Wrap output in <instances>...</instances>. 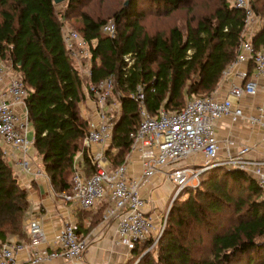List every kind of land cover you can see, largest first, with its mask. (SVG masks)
Instances as JSON below:
<instances>
[{"label":"trees","instance_id":"1","mask_svg":"<svg viewBox=\"0 0 264 264\" xmlns=\"http://www.w3.org/2000/svg\"><path fill=\"white\" fill-rule=\"evenodd\" d=\"M187 1L126 0L108 20L81 10L87 0H65L64 8L55 0H0V59L28 89L34 149L56 192L73 193L77 167L87 177L96 171L83 142L88 120L80 109L91 83L108 75L115 78L109 102L115 96L120 112L106 151L115 169L131 151L139 126V104L131 97L139 86L153 114L162 104L180 111L188 98L213 95L219 88L224 70L238 54L244 12L230 0H214L206 10L185 18L184 24L165 30L146 25L149 17L164 21ZM252 8L260 25L252 41L262 48L264 0H252ZM75 16L90 52L86 57L81 53L90 74L64 42L63 26ZM111 20L115 36L102 30ZM204 175L200 186L188 187L172 203L156 256L149 251L138 264H264V191L256 178L224 165ZM31 211L30 193L0 144V246L13 236L30 242ZM155 240L138 243L124 264L137 261Z\"/></svg>","mask_w":264,"mask_h":264},{"label":"built area","instance_id":"2","mask_svg":"<svg viewBox=\"0 0 264 264\" xmlns=\"http://www.w3.org/2000/svg\"><path fill=\"white\" fill-rule=\"evenodd\" d=\"M232 6L243 10L244 27L239 37L240 46L236 59L224 70V79L234 76L226 97L199 96L188 99L180 111L167 110L162 104L158 112L151 113L146 108L145 93L141 86L131 97L139 104L140 120L134 134L131 151L125 161L116 169L107 165L106 151L111 146L117 118L111 112L113 106L109 99L115 88L113 75L104 77L97 83H91L86 89L87 98L94 103L93 114L88 120V128L83 142L90 149V157L96 166L92 176L87 177L80 168L73 174V193L56 192L64 201H77L85 210L93 209L98 203L110 197L113 206L107 208L103 221L116 218L118 222L115 243L125 245L129 250L140 242L159 235L166 226L163 220L157 225L149 210V201L142 190L155 177L163 175L174 183L179 192L192 181L199 178L202 171L221 165L237 167L252 173L258 185L264 191V159L251 156L250 146H242L232 151L234 141H230L225 155L220 154V140L217 137V122L226 117L233 121L241 120L256 126L264 135V105L257 106L252 112L243 107L233 106L243 98L256 96L259 91V79H264V47L257 48L252 36L259 27V17L252 8V0H230ZM102 30L110 36L117 33L115 21L105 23ZM63 38L71 55L78 59L83 53L90 52L79 31L65 28ZM128 59V58H127ZM253 64L255 75L251 76L244 66ZM90 74V69L88 70ZM28 89L9 65L0 59V139L4 152L19 167L20 175H31L35 179L50 176L43 167L30 160V151L34 148V135L30 121L27 99ZM114 109V108H113ZM92 147L98 150L92 151ZM142 157V171L138 176L127 174L129 157L134 152ZM203 158L193 165H179L187 158ZM31 235L30 242H21L13 236L0 246V264H43L46 261L64 258L68 261H80L88 247V239L79 234V224L69 219L61 231L53 237L50 249H34L25 262L20 263L18 254L29 248L47 242L40 222L31 218L27 221Z\"/></svg>","mask_w":264,"mask_h":264},{"label":"crops","instance_id":"3","mask_svg":"<svg viewBox=\"0 0 264 264\" xmlns=\"http://www.w3.org/2000/svg\"><path fill=\"white\" fill-rule=\"evenodd\" d=\"M244 67L248 69L251 76L256 74L253 64ZM234 80L235 78L233 75L225 79L224 82L221 83L222 85L217 90L215 96L218 98L226 97L231 83ZM258 89L259 91L256 96L245 97L233 106L243 107L245 112L248 113L255 110L257 106L264 105V79H259ZM119 107L120 104L117 102L118 110ZM93 108V101L87 98L80 106L84 118L92 116L94 112ZM118 112H120V110ZM216 132L217 137L220 140L221 155H225L230 146V141H234L235 146L232 148V151L242 146H250V154L252 157L262 160L264 159V135L258 127L242 122L241 120L233 121L230 117H226L217 122ZM0 144L4 147L1 139ZM96 150H98L97 147H92V151ZM30 155V160L33 164L44 168L43 162L36 155V152L33 155ZM8 158L11 160L9 156ZM106 158L107 165L110 166L111 169H115L113 168L110 159L107 156ZM129 158L127 174L136 177L142 171V157L137 151L132 153ZM190 161L191 164L188 160H185V162H181L179 165H193L194 162L195 164L196 162L202 163L203 158L202 156H199L195 161ZM14 164L19 171L17 164L15 162ZM20 177L21 184H23L30 193L32 211L28 220L31 218L37 219L40 222V225H42L47 238V242H43L34 248H29L20 252L18 254L20 263L25 262V260L28 259V255L32 254L34 249H50L53 237L61 231L65 226V223L71 218L78 221L79 234L88 239L89 243L83 255L84 257L76 262L60 258L46 261L43 264H124L133 256L132 250H129L125 245L123 246L115 243L114 238L116 236L118 225L116 218L112 217L107 221H103L107 208L113 206V201L110 197H107L105 200L98 203L93 209L85 210L77 201L67 202L57 195L48 178L41 177V179H35L27 174L20 175ZM174 191V183L171 180L166 179L163 175L155 177L148 185L144 186L142 190L144 197L149 201L150 213L158 226L163 223L166 208ZM104 207L105 210L102 218L97 223H94L96 215L99 213L100 209Z\"/></svg>","mask_w":264,"mask_h":264},{"label":"rangeland","instance_id":"4","mask_svg":"<svg viewBox=\"0 0 264 264\" xmlns=\"http://www.w3.org/2000/svg\"><path fill=\"white\" fill-rule=\"evenodd\" d=\"M125 1L126 0H87L85 6L81 10H84L85 9V10L89 11V13L90 14H93L96 18H100V19L101 18H105V19L110 20L112 18L113 13L117 9H119L124 4ZM213 3H214V0H188L187 1V4L183 8H181V10H179L178 12H176L175 14H173V15H171L169 17L164 18L165 19L164 21L159 22V21H157L156 18L149 17L145 21V23L148 26L151 25V26H154V27L159 28L161 30H165V29H168V27L171 26V25H173V24H175V25L184 24L185 18L189 17L191 14L194 15L198 10H200V11L201 10L202 11L203 10H206L207 7L210 6V5H212ZM64 6H65V4H63V3H59L58 4V8H64ZM187 9H189V11ZM111 21H113V20H111ZM79 22H80L79 17H77V16L70 17V19H68V21L65 22V24L63 26V29H65V28L66 29L67 28L68 29L69 28H72L74 30H77V28L80 25ZM82 56H85V54L82 53ZM85 61H87V60L82 59L81 54H80L79 58L77 59V63L80 64V65L82 63H84V65L86 66L85 69H84V72L86 74V73H88V70H89L90 65L87 62L85 63ZM129 64H131V62H129ZM224 80L225 79L223 78V81L222 82H224ZM217 90H216V92L213 95H209V96H215L217 94ZM114 97L110 101V104L114 108V109L113 108L111 109V112L114 115L117 116L119 110L117 109V102H116V100H115ZM193 98H199V97H191V98H188V99H193ZM31 135H34V129L32 130ZM34 153H35V149H32L30 151V154L33 155ZM39 159L41 160L40 157H39ZM109 159L112 162L111 158H109ZM186 160H188L190 162V164H191V161L190 160L193 161V158L192 157H189ZM183 162H185V161H183ZM181 165H183V164H181ZM199 165L200 164H195L193 166V170L196 171L197 169H199L198 168ZM205 172L206 171H202V173L200 174V176H199L198 179L192 181L188 186H186L184 189L180 190L179 192L176 190L177 188H175V191H174V193H173V195H172V197H171V199H170V201L168 203V206L166 208V212H165L166 214H165V216L163 218L165 221L167 220L168 214H169V212L171 210V207H172V203L175 201V199L178 198V197H180L188 187L196 188V187L200 186V184L202 182V178L205 176L204 175ZM50 181H51V179H50ZM166 223H167V221H166ZM162 233H163V231L161 232V234ZM161 234L159 235V238H160ZM159 238H158V240H159ZM158 240L156 241V244L153 247L151 246L149 249L145 250L142 253L141 256H144L149 251H151L152 253H154V255L156 256V254H157L156 252H157V243H158ZM139 259H141V258H139ZM137 262H138V260L135 261V262L133 261L132 264H135ZM139 262H140V260H139Z\"/></svg>","mask_w":264,"mask_h":264},{"label":"water","instance_id":"5","mask_svg":"<svg viewBox=\"0 0 264 264\" xmlns=\"http://www.w3.org/2000/svg\"><path fill=\"white\" fill-rule=\"evenodd\" d=\"M55 1H56L57 3H61V2H63V1H65V0H55ZM141 257H142V256H141ZM141 257H140V258H141ZM139 260H140V259H138V262H139ZM138 262H137V263H138ZM137 263H135V264H137Z\"/></svg>","mask_w":264,"mask_h":264}]
</instances>
